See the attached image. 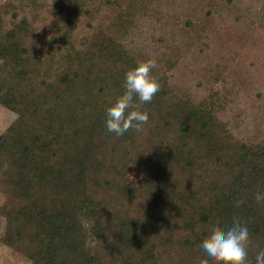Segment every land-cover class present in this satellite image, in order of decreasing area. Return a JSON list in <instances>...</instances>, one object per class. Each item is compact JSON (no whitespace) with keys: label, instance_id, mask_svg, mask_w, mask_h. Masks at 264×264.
Returning a JSON list of instances; mask_svg holds the SVG:
<instances>
[{"label":"trees","instance_id":"1","mask_svg":"<svg viewBox=\"0 0 264 264\" xmlns=\"http://www.w3.org/2000/svg\"><path fill=\"white\" fill-rule=\"evenodd\" d=\"M147 3H0V105L17 114L0 133V239L31 264H205L199 248L233 217L249 257L264 248V140L172 83V60L152 70L143 130L105 127L125 71L151 57L130 38L138 13L163 18Z\"/></svg>","mask_w":264,"mask_h":264},{"label":"rangeland","instance_id":"2","mask_svg":"<svg viewBox=\"0 0 264 264\" xmlns=\"http://www.w3.org/2000/svg\"><path fill=\"white\" fill-rule=\"evenodd\" d=\"M147 4L163 18L138 13L130 35L133 47L164 69L172 60V83L196 101H208L214 113L248 142H262L264 0H148ZM16 117L0 105V133ZM131 175L136 176L134 171ZM3 229L0 218V237ZM0 264L31 263L0 239Z\"/></svg>","mask_w":264,"mask_h":264},{"label":"clouds","instance_id":"3","mask_svg":"<svg viewBox=\"0 0 264 264\" xmlns=\"http://www.w3.org/2000/svg\"><path fill=\"white\" fill-rule=\"evenodd\" d=\"M155 58L138 59L124 73L123 91L110 99L105 108L104 124L109 133L122 136L130 129L139 133L149 119L142 108L160 90V82L153 74ZM256 202L264 203V189L257 188ZM242 200H236L239 206ZM251 238L246 222L233 217L230 224L220 231L209 233L199 248L205 264H264V248L259 249L254 260L249 257Z\"/></svg>","mask_w":264,"mask_h":264}]
</instances>
